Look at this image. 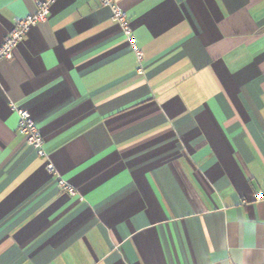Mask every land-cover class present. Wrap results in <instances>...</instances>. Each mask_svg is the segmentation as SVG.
Returning a JSON list of instances; mask_svg holds the SVG:
<instances>
[{
	"label": "crops",
	"instance_id": "crops-1",
	"mask_svg": "<svg viewBox=\"0 0 264 264\" xmlns=\"http://www.w3.org/2000/svg\"><path fill=\"white\" fill-rule=\"evenodd\" d=\"M116 2L142 73L98 0H54L0 61V264H264V0ZM34 12L0 0V44Z\"/></svg>",
	"mask_w": 264,
	"mask_h": 264
},
{
	"label": "built area",
	"instance_id": "built-area-1",
	"mask_svg": "<svg viewBox=\"0 0 264 264\" xmlns=\"http://www.w3.org/2000/svg\"><path fill=\"white\" fill-rule=\"evenodd\" d=\"M53 1L54 0H33L35 12L13 21L12 28L5 35L2 43L0 44V61L12 60L14 50L18 44L24 40L29 29L39 23H45L47 21L49 16V7ZM98 2L101 7L107 8L110 11L111 21L121 30L129 50L134 53L139 63L137 72L142 73V51L136 44L133 30L126 12L121 8L116 0H98ZM10 108L12 112L16 114L18 119L17 133L23 138L25 145L35 152L37 157L46 160L44 168L49 174L56 177V188L60 192L66 193L68 196L74 197L81 202L83 198L78 190L67 183V181L57 173L54 166L47 159L44 137L35 125L30 113L26 109L19 108L13 103L10 104Z\"/></svg>",
	"mask_w": 264,
	"mask_h": 264
}]
</instances>
